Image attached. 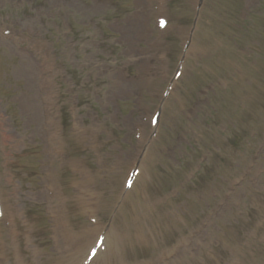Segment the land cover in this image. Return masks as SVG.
<instances>
[{"label": "rangeland", "instance_id": "rangeland-1", "mask_svg": "<svg viewBox=\"0 0 264 264\" xmlns=\"http://www.w3.org/2000/svg\"><path fill=\"white\" fill-rule=\"evenodd\" d=\"M198 1L0 0V264H264V0L218 73L204 0L166 97Z\"/></svg>", "mask_w": 264, "mask_h": 264}, {"label": "trees", "instance_id": "trees-1", "mask_svg": "<svg viewBox=\"0 0 264 264\" xmlns=\"http://www.w3.org/2000/svg\"><path fill=\"white\" fill-rule=\"evenodd\" d=\"M226 1V10L223 11L221 9V18L222 21H217L216 26L214 27L215 35L216 37H225V39L218 40L219 42H225L219 50L210 58V65L212 66L215 73H218V71L223 70L224 66L226 65V52H229V47H231L229 44H227V41H234L236 40L235 37L232 36L231 33L227 32L226 29H233L238 30L243 36H246V31L252 32V30H255V27H252L253 23L251 22V27L247 26H241L238 28L235 27V24L239 21V14H240V8L242 4V0H225ZM238 7V9H236ZM258 17L257 12H253L249 15V17L253 18ZM249 18V19H250ZM232 19L235 20V22L232 21ZM250 21H245V23H249ZM232 25V27H230ZM218 34V35H217ZM264 39V38H263ZM260 43L264 45V40L260 38ZM259 57L257 58L258 64L254 69H259L257 73L255 74L256 81L258 82L263 81L264 82V49L259 52ZM218 58V59H217Z\"/></svg>", "mask_w": 264, "mask_h": 264}, {"label": "bare ground", "instance_id": "bare-ground-1", "mask_svg": "<svg viewBox=\"0 0 264 264\" xmlns=\"http://www.w3.org/2000/svg\"><path fill=\"white\" fill-rule=\"evenodd\" d=\"M31 73H32V71H30V75H32ZM45 90H46V92L49 91L48 88L45 89ZM49 102H50V98H43L42 103H41V106H40V110H41V111H40V112H41L40 127L42 126V128L45 129L46 132L51 131V129H52V122H51L50 116H49L48 113H47V111H48V106H49V105H48ZM36 108H37V107H36ZM36 108H35V109H36ZM35 116H36V118H38V119L40 120V116H39V115L34 114V115H33V118H34V119H35ZM48 137H50V136H48ZM47 198L50 199L49 194H47ZM48 201H49V200H48ZM4 211H5V207H4ZM5 215H6V212L3 213V216H2L1 219H4V218H5ZM15 225H16V221H15V219H12V226L15 227ZM87 252H88V251H87ZM99 255H100V254H99ZM97 257H98V256H97ZM97 257H96V258H97Z\"/></svg>", "mask_w": 264, "mask_h": 264}, {"label": "snow or ice", "instance_id": "snow-or-ice-1", "mask_svg": "<svg viewBox=\"0 0 264 264\" xmlns=\"http://www.w3.org/2000/svg\"><path fill=\"white\" fill-rule=\"evenodd\" d=\"M93 254H95V252H93Z\"/></svg>", "mask_w": 264, "mask_h": 264}]
</instances>
